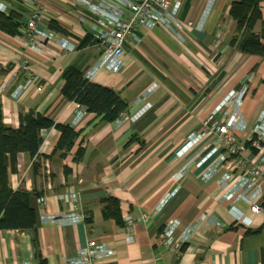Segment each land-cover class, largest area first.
I'll return each mask as SVG.
<instances>
[{
  "label": "crops",
  "instance_id": "1",
  "mask_svg": "<svg viewBox=\"0 0 264 264\" xmlns=\"http://www.w3.org/2000/svg\"><path fill=\"white\" fill-rule=\"evenodd\" d=\"M34 1L46 6L48 16L41 17L40 25L57 21L72 33L65 36L75 48L64 51L55 41H48L45 52L39 53L23 35L10 36L0 30L4 123L17 128L20 112L33 108L81 131L86 142L83 157L74 161L78 145L62 156L63 150L56 149L60 132L44 129L38 154L32 158L19 153L17 171L9 175L13 189L39 194L32 205L37 210L40 254L46 264H70L91 238L109 243L112 249L93 264H264V211L252 213L246 203L238 201L237 208L252 220L247 226L236 222L229 201L220 200L240 174L239 168L228 161L215 174L205 175L222 154L218 145L206 157L209 149L203 148L212 134L184 154L182 150L190 134L201 132L208 119L226 120L231 107L224 101L247 75H251L250 89L242 108L248 118L246 128L235 131L240 138L252 135L253 122L264 106V54L242 53L230 45L237 31V22L229 14L233 0H171L178 4L177 35L143 26L140 44L125 43V52L115 65L102 66L90 77L96 84L115 89L127 101L125 112L131 118L106 122L87 111L77 124L73 121L81 107L63 97L62 74L72 64L86 74L104 58L99 41L78 48L80 38L96 35L92 25L97 18L73 0ZM261 7L264 17V1ZM21 8L25 27L31 7L24 0H0L2 13ZM260 30L258 22L255 32ZM21 62L30 65L42 89L16 101L11 93L23 78L16 73ZM230 171L233 175L225 186L219 181ZM110 195L120 201L122 225L104 217L102 199ZM79 214L84 218L75 223L48 218ZM143 214L150 217L149 222L142 220ZM127 215L134 222L124 230ZM168 222L176 223L177 238L192 229L179 251H171L159 239ZM247 229L258 232L249 234ZM0 264H39L29 232L0 231Z\"/></svg>",
  "mask_w": 264,
  "mask_h": 264
},
{
  "label": "built area",
  "instance_id": "2",
  "mask_svg": "<svg viewBox=\"0 0 264 264\" xmlns=\"http://www.w3.org/2000/svg\"><path fill=\"white\" fill-rule=\"evenodd\" d=\"M73 1L91 11L97 18V22L93 23L92 28L97 30L95 37L99 40L104 53V58L99 64L95 65L92 71L89 70L85 74L88 78L102 66L115 65L125 52V43L133 47L140 44L143 39L139 31L143 26L149 28L161 27L174 35L178 34L177 28L180 25L177 13L178 4L173 5L171 0ZM24 3L30 6L32 10L22 30V38L29 46L39 53H44L46 42L55 41L64 51L74 50L75 45L65 35L40 25L39 20L41 17L47 15L44 4H36L34 0H24ZM107 26H111V28L109 30L105 29ZM16 73L21 74L23 78L11 93L13 100L21 101L32 92L42 89L30 65L26 62L16 65ZM250 78L251 75L250 77L247 75L225 99L224 105L231 107L226 120L220 122L219 120L212 121V118L208 119L205 123L206 127L201 132L190 134L184 149H182L184 154L204 136L212 134L211 142L203 148L204 151L209 149V152L205 155L206 157L211 156L217 150L218 145L222 149V154L205 175L215 174L219 166L228 161L239 168L240 174L233 179L231 186L226 188L220 200L229 201L231 203L229 211L236 222L247 226L252 225V220L237 208L238 201L246 203L252 213L258 214L264 211L262 202L264 197L262 187L264 183V106L253 122L252 135L247 140L240 138L235 132L237 129L246 128L247 126L248 115L244 113L242 106L245 95L249 90L248 81ZM80 107L81 109L78 111L73 124H77L82 115L88 111L86 107ZM130 118L126 112H123L116 118V122L120 123ZM232 173V171L226 173L219 182L227 186V182L231 180L230 176L233 175ZM68 195L75 197L74 194ZM48 218L53 222L63 224L75 223L84 217L79 214L76 218L69 215L50 216ZM142 220L149 222L150 217L143 214ZM124 221L123 228L128 230L134 222V218L127 215ZM176 227V223L168 222L159 233V239L171 251H179L184 243L188 241L192 231V229H188L177 238L175 236ZM111 250L109 243H97L95 239L91 238L87 241L86 246L79 251L78 256L69 260V263L93 264L98 259L106 258Z\"/></svg>",
  "mask_w": 264,
  "mask_h": 264
},
{
  "label": "trees",
  "instance_id": "3",
  "mask_svg": "<svg viewBox=\"0 0 264 264\" xmlns=\"http://www.w3.org/2000/svg\"><path fill=\"white\" fill-rule=\"evenodd\" d=\"M263 1L233 0L231 3L229 14L237 22V31L230 45L242 53L264 54V17L261 7ZM22 10V8L12 10L9 14L0 12V30L10 36H21L24 28ZM258 22L261 23V30L256 33L255 27ZM46 25L50 30L63 35H72L55 20L48 21ZM98 41L92 34H87L80 38L78 48L87 47ZM62 79L64 80L61 89L63 97L67 101H74L86 107L89 112L100 116L102 121H114L128 109L127 101L121 98L115 89L92 82L77 64L66 67ZM19 120L17 128L4 123L0 100V231L29 232L35 257L39 260V264H46L40 254L37 210L32 205V199L39 194L26 189H13L10 186L9 175L10 172L17 171L19 153H25L32 158L38 154L43 142L41 131L44 129L55 128L60 132L56 149L63 150L62 156H66L76 144L78 145L73 157L74 161H79L83 157L86 142L81 131L73 129L69 124L55 122L53 118L33 108L28 112L21 111ZM102 204L104 217L113 218L122 225L119 199L110 195L102 199ZM233 225L241 226L238 223ZM253 232L250 229L246 230L249 234Z\"/></svg>",
  "mask_w": 264,
  "mask_h": 264
},
{
  "label": "rangeland",
  "instance_id": "4",
  "mask_svg": "<svg viewBox=\"0 0 264 264\" xmlns=\"http://www.w3.org/2000/svg\"><path fill=\"white\" fill-rule=\"evenodd\" d=\"M250 89V88H249Z\"/></svg>",
  "mask_w": 264,
  "mask_h": 264
}]
</instances>
